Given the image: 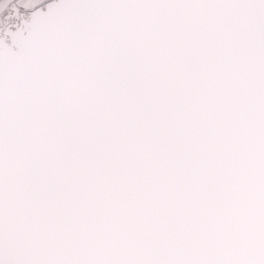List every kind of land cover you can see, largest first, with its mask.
<instances>
[{
	"label": "snow or ice",
	"instance_id": "obj_1",
	"mask_svg": "<svg viewBox=\"0 0 264 264\" xmlns=\"http://www.w3.org/2000/svg\"><path fill=\"white\" fill-rule=\"evenodd\" d=\"M0 264H264V0H0Z\"/></svg>",
	"mask_w": 264,
	"mask_h": 264
}]
</instances>
